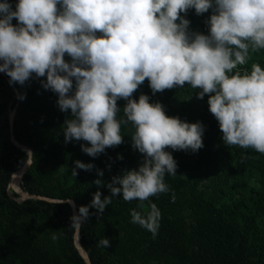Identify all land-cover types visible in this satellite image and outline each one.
<instances>
[{"label": "clouds", "instance_id": "clouds-1", "mask_svg": "<svg viewBox=\"0 0 264 264\" xmlns=\"http://www.w3.org/2000/svg\"><path fill=\"white\" fill-rule=\"evenodd\" d=\"M189 9L197 15L213 9L208 35L189 33L190 21L181 16ZM262 49L264 0H18L15 10L7 0L0 3V72L10 85L46 77L42 86L58 95L62 112H71L65 143L85 141L90 146L81 144L82 151L97 157L124 142L122 124L135 129L131 145L143 154L142 163L106 185L95 180L111 195L94 193L71 218L75 227L90 208L102 214L115 196L147 201L168 192L164 178L176 175L177 163L165 149L196 152L204 146L202 123L167 116L145 94L132 99L146 79L153 94L185 84L200 89L197 98L208 95L224 145L264 154V68L253 63L250 72L234 71ZM120 99L127 101L123 120L116 118ZM93 167L76 161L72 175ZM150 208L147 215L132 210L131 222L155 238L161 212L155 204ZM97 246L107 248L110 241Z\"/></svg>", "mask_w": 264, "mask_h": 264}, {"label": "trees", "instance_id": "trees-1", "mask_svg": "<svg viewBox=\"0 0 264 264\" xmlns=\"http://www.w3.org/2000/svg\"><path fill=\"white\" fill-rule=\"evenodd\" d=\"M7 2L15 10L18 0ZM212 14L213 9L201 15L189 9L181 16L190 21L189 33L208 35ZM64 59L71 60L67 54ZM253 63L264 68V49L250 52L248 62L234 71L250 72ZM9 80L0 72V264H87L75 244L73 209L66 199L74 200L79 213L97 191L101 198L111 195L95 180L106 185L114 176L138 169L143 154L131 145L135 129L130 122L122 124L124 142L91 157L81 149L87 142L65 143L63 128L71 112H62L58 95L42 86L46 77H33L24 85H10ZM199 91L185 84L153 94L146 79L133 93L137 101L145 94L149 103H160L169 117L202 123L204 146L196 152L165 149L177 163L176 175L164 178L168 192L147 201L126 202L115 196L99 216L89 209L78 239L92 264H264V154L224 145L219 123L209 110V97L198 99ZM126 103L117 101V120L125 118ZM14 140L32 152L31 163L16 179L15 183L21 178L16 189L55 200L19 199L10 190L12 173L29 156ZM76 161L94 167L91 171L77 168L74 177ZM151 204L161 212L155 238L131 222L132 210L147 215ZM103 238L110 241L109 247L97 246Z\"/></svg>", "mask_w": 264, "mask_h": 264}, {"label": "water", "instance_id": "water-1", "mask_svg": "<svg viewBox=\"0 0 264 264\" xmlns=\"http://www.w3.org/2000/svg\"><path fill=\"white\" fill-rule=\"evenodd\" d=\"M13 114H14V111H12V112L10 113V120H11V122H12V120H13ZM14 142H15L17 145H19V146H21L22 148H24L25 150H27V152H28V154H29L28 159L24 162V164L21 166V168L18 169V170H21V172H22V174H23V171L29 166V164H30L31 161H32V152H31V149H30L28 146H26V145H24V144H22V143H20V142H17V141H15V140H14ZM22 145H24L25 147H23ZM18 170H16L15 172H17ZM15 172H14V173H15ZM14 173H12V175H11V177H10L9 184H8L9 188H10V182L12 181V178H13ZM14 192L17 193L19 196H21V198L35 197V198H39V199H43V200H48V201H53V200H55V199L48 198V197H45V196H41V195H38V194H31V193H29L28 191L23 190L21 187H20L19 190H16V191H14ZM66 200H68V201L70 202V204H71V207H72V209H73V215H78L79 213H78V211H77L76 204H75L74 200H73V199H66ZM75 228H76L75 233H74L75 244L77 245L78 250H79V252L81 253V255H82V257L84 258V260L86 261V263H87V264H92V262H91L90 258L88 257L87 253H86V252L82 249V247L80 246L79 239H78L79 227H75Z\"/></svg>", "mask_w": 264, "mask_h": 264}, {"label": "rangeland", "instance_id": "rangeland-1", "mask_svg": "<svg viewBox=\"0 0 264 264\" xmlns=\"http://www.w3.org/2000/svg\"><path fill=\"white\" fill-rule=\"evenodd\" d=\"M12 112V111H11ZM20 171L19 172H17V173H15L14 175H13V178H12V182L10 183V190L11 191H16L17 189L16 188H19V183H20V181H21V178L19 179V181L17 182V183H15L16 182V179L17 178H19V176H20ZM15 183V184H14ZM9 190V191H10ZM10 191V192H11ZM19 199L21 198V196H17Z\"/></svg>", "mask_w": 264, "mask_h": 264}, {"label": "bare ground", "instance_id": "bare-ground-1", "mask_svg": "<svg viewBox=\"0 0 264 264\" xmlns=\"http://www.w3.org/2000/svg\"><path fill=\"white\" fill-rule=\"evenodd\" d=\"M23 147H25L24 145H22ZM20 173L22 174V172L20 171Z\"/></svg>", "mask_w": 264, "mask_h": 264}, {"label": "built area", "instance_id": "built-area-1", "mask_svg": "<svg viewBox=\"0 0 264 264\" xmlns=\"http://www.w3.org/2000/svg\"><path fill=\"white\" fill-rule=\"evenodd\" d=\"M246 70H243V73L245 72Z\"/></svg>", "mask_w": 264, "mask_h": 264}]
</instances>
